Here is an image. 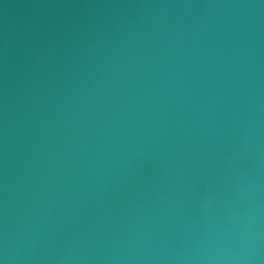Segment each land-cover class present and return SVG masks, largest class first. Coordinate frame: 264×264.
<instances>
[{"label":"water","instance_id":"obj_1","mask_svg":"<svg viewBox=\"0 0 264 264\" xmlns=\"http://www.w3.org/2000/svg\"><path fill=\"white\" fill-rule=\"evenodd\" d=\"M0 264H264V0H0Z\"/></svg>","mask_w":264,"mask_h":264}]
</instances>
